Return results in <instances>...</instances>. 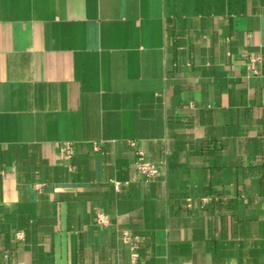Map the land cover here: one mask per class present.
I'll return each mask as SVG.
<instances>
[{"label":"crops","instance_id":"1","mask_svg":"<svg viewBox=\"0 0 264 264\" xmlns=\"http://www.w3.org/2000/svg\"><path fill=\"white\" fill-rule=\"evenodd\" d=\"M126 235L264 264V0H0V264H132Z\"/></svg>","mask_w":264,"mask_h":264},{"label":"built area","instance_id":"2","mask_svg":"<svg viewBox=\"0 0 264 264\" xmlns=\"http://www.w3.org/2000/svg\"><path fill=\"white\" fill-rule=\"evenodd\" d=\"M255 61V59H252ZM60 154L62 159L70 160L73 158L74 153V144L73 143H65L63 145H59ZM136 167L140 175H142L147 180H153L159 175V166L155 163L148 162L145 159L143 152H139L137 156ZM125 241L131 246L132 250V264H137L139 254L137 252V247L134 244V240L130 236H125Z\"/></svg>","mask_w":264,"mask_h":264}]
</instances>
